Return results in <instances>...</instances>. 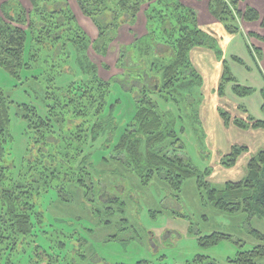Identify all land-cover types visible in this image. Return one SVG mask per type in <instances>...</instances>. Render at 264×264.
<instances>
[{
    "label": "trees",
    "instance_id": "1",
    "mask_svg": "<svg viewBox=\"0 0 264 264\" xmlns=\"http://www.w3.org/2000/svg\"><path fill=\"white\" fill-rule=\"evenodd\" d=\"M12 1L0 0V66L16 80H21L25 71H38V75L27 79V89L43 109L16 103L0 87V264L60 262L58 256L72 249L81 231L94 234L101 225L115 223L116 212L127 205L123 192L128 177L142 184L159 177L177 192L187 180L196 178L198 188L204 191L202 199L217 212L244 213L250 219L264 221V150L248 160L243 179L224 185L209 183V171L202 175L188 162L184 147L176 144L172 121L160 112L154 99L163 94H181L179 91L187 90L194 82L201 84L191 62L192 51L208 48L218 52L216 40L199 26L196 9L181 0H75L82 16L97 31L92 39L69 3H55L47 10L37 5L38 0H30L33 11L22 9L14 16L6 10ZM242 2L210 0L209 11L230 34L240 32L245 24H258L264 29L260 11L249 5L243 7ZM139 21L144 23L142 35L130 47L128 43L114 65L116 75H123L125 81L116 76L104 79L99 65L110 71L107 59L112 55V44L118 41L121 29L130 27L131 31ZM249 31L248 37L264 42L258 32ZM29 35L35 43L28 50ZM59 47L68 51L72 62L58 73L78 70L80 74L64 89L45 87L56 78L54 65L41 61L42 52L45 48L52 51L47 57L60 67ZM252 52L264 61L263 48ZM221 56L219 50V59ZM259 71L264 77L261 66ZM223 74L224 81L234 83L237 96L252 93L241 87L227 68ZM44 76L51 77L50 81ZM224 81L219 88L221 98ZM115 82H128L136 104L121 135L116 117L121 101H110ZM49 89H58L62 94L50 93ZM49 99L53 103L48 104ZM14 105L17 119L25 125V153L20 157L13 156ZM261 111L264 115V88ZM244 112L248 113L246 109ZM234 124L264 130V119L249 114L245 120L235 118ZM103 136L101 148L108 152L98 156L95 143ZM247 152V147L233 148L222 165L235 166ZM55 213L64 220H55ZM250 234L261 243L240 251L228 264H264V235L256 230ZM223 239L231 240L232 236L213 232L201 242L209 246ZM208 260L198 256L187 264H206Z\"/></svg>",
    "mask_w": 264,
    "mask_h": 264
},
{
    "label": "rangeland",
    "instance_id": "2",
    "mask_svg": "<svg viewBox=\"0 0 264 264\" xmlns=\"http://www.w3.org/2000/svg\"><path fill=\"white\" fill-rule=\"evenodd\" d=\"M66 1L38 0L37 5L51 10L55 3H69L79 24L93 39L97 33L93 23L82 16L75 0ZM184 2L190 4L192 8L196 6L194 9L200 7L201 13L205 11V7L196 4L195 0ZM246 3L264 10V0H246ZM31 4L30 0H13L6 10L15 16L22 9L33 11L34 6ZM242 6L245 7V4ZM212 19L215 22L202 16L199 19V26L216 40L218 52L208 48H197L190 54L191 62L201 77V84L194 82L187 90L179 91L181 94L173 96L163 94V97L154 96V99L158 102L160 112L167 120L172 121L178 139L176 144L184 147L183 152L188 162L202 175L209 171L206 179L209 183L224 185L243 179L248 160L264 150V137L261 136L264 130L261 132L244 129L234 124L235 118L245 120L248 114L255 119H264L261 111L264 77L259 71V66L263 68L264 61H260L252 52L254 48L264 50V42L248 37L243 27L240 32L230 34L224 25L215 18ZM245 26L247 32L251 30L250 27L258 32L257 24ZM143 28L144 23L141 24L139 21L131 31L130 27L121 29L118 41L112 44V55L107 59L112 68L106 72L102 65H99L104 79L110 80L116 76L119 81H125L123 75H116L114 65L128 43L130 47L140 38ZM258 34L264 36V29ZM34 43V40L31 42L29 35L28 50ZM219 50L222 54L220 59ZM51 53L52 51L45 48L41 61H44L45 65H54L52 72L56 80L51 83V77L44 76L50 81L45 87L54 85L64 89L78 79L77 75L80 72L64 71L60 75L58 72L71 64V55L66 49L59 47L57 50L58 56L61 57L59 67L52 58L47 57ZM73 53L75 56L74 51ZM93 57L99 60L96 55ZM225 68L241 87L252 90L249 96H237L234 93V83L223 80ZM32 75H38V71L32 73L25 71L21 74V80H16L0 66V87L8 92L16 103L31 104L42 110V104L27 89V79ZM223 81L224 96L221 98L219 88ZM129 88L128 82L127 84L115 82L112 87L111 103L121 101L120 108L116 110L120 135L136 109L134 95ZM27 91L29 93H26ZM48 92L62 94L58 89H49ZM47 103L51 104L53 101L49 99ZM242 107L248 113H245ZM11 109L13 156L20 157V154L25 153L22 151L23 146H26L23 137L25 125L16 117V106H12ZM223 115H226L225 118ZM104 142L105 136L100 137L95 143V149L99 147V150H96L98 156L108 152L101 148ZM236 147H247L248 152L239 158L235 166H223L222 160ZM129 179L128 177L124 182L123 192V199L127 205L123 211L116 212L118 217H115V223L112 226L101 225L94 234L81 231V238L73 241L72 249L65 255H59L60 262L53 264H138L143 261L149 264H187L198 256L208 257L207 263L215 261L217 264H228V260L235 258L240 251L251 250L261 243L250 232L256 230L264 235V221L259 218L250 219L244 213L217 212L202 199L201 192L204 191L198 188L196 178L187 180L180 192L170 189L159 177H154L148 184ZM107 198L108 196L105 197ZM53 218L64 220L56 213ZM213 232L229 234L232 239H223L209 246L204 244V240L201 242L202 238Z\"/></svg>",
    "mask_w": 264,
    "mask_h": 264
},
{
    "label": "crops",
    "instance_id": "3",
    "mask_svg": "<svg viewBox=\"0 0 264 264\" xmlns=\"http://www.w3.org/2000/svg\"><path fill=\"white\" fill-rule=\"evenodd\" d=\"M185 5H187V6H190V4H186L185 2H184V0H181ZM243 2H242V4L241 5H243V4H245V6L246 5H249V4H247L246 3V0H242ZM190 2H192V0H190ZM195 2H196V4H198V5H203L204 7H205V11L203 12V13H201L200 12V7L199 8H195L197 11H198V13H199V19L203 16L204 18H208L210 21H212V22H215V21H213V19H212V15H211V13H210V11H209V2H210V0H195ZM194 2V3H195ZM193 6V5H192ZM250 6V5H249ZM191 7V6H190ZM194 7H196V6H193V8ZM258 10L260 11V13L264 16V10H262V8H258ZM221 24V23H220ZM250 26H252V25H250ZM257 26H258V28H257V31L258 32H260L262 29L259 27V25L257 24ZM242 27H243V29L245 30V32L248 34V32H250V31H248L247 32V28H246V26L245 25H242ZM250 29L252 30V27H250ZM264 37V36H263ZM263 68H264V66H263ZM262 68V66H261V69L263 70V72H264V69ZM261 132H263V131H261ZM262 134V133H261ZM261 136H263L264 137V133L261 135Z\"/></svg>",
    "mask_w": 264,
    "mask_h": 264
}]
</instances>
